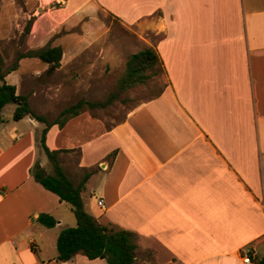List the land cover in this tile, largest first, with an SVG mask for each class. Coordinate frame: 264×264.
I'll return each instance as SVG.
<instances>
[{
  "label": "crops",
  "instance_id": "crops-1",
  "mask_svg": "<svg viewBox=\"0 0 264 264\" xmlns=\"http://www.w3.org/2000/svg\"><path fill=\"white\" fill-rule=\"evenodd\" d=\"M106 16L159 35L144 47L166 83L109 128L80 109L48 128L45 145L71 181L89 172L83 207L132 233L133 264H246L245 248L253 264L264 256V0H0L4 82L55 119L51 105L80 100L77 72L96 87L92 58L105 50L93 45L109 37ZM47 45L62 50L50 73L47 62L18 57ZM12 105L0 123V264H107L55 259L57 235L75 219L32 176L35 164L51 173L45 124L13 120ZM41 213L57 223L43 226Z\"/></svg>",
  "mask_w": 264,
  "mask_h": 264
},
{
  "label": "trees",
  "instance_id": "trees-1",
  "mask_svg": "<svg viewBox=\"0 0 264 264\" xmlns=\"http://www.w3.org/2000/svg\"><path fill=\"white\" fill-rule=\"evenodd\" d=\"M61 54L62 50L59 46L47 45L21 53L18 57H37L49 64L47 72L50 73L59 67ZM1 65L2 58L0 56V123L3 121L1 115L3 107L8 103L14 102L13 120L29 116L45 124L39 141L52 168V172L46 173L38 164H35L32 169V176L45 189L56 194L61 201L68 203L75 217V225L62 228L57 235V255L55 259L59 262H65L76 254H81L88 259L102 258L107 264H133L135 244L133 243L132 233L112 225L100 224L85 211L81 192L89 172L85 173L78 183L71 181L59 163V151L51 150L45 145V133L53 124L62 126L68 117L76 115L83 106L88 108L105 107L116 98L119 92L133 85L144 83L148 78L146 73L148 69L156 66L161 67L158 54L152 47H147L129 55L125 62L124 71L117 80L116 91L111 92L104 101L100 102L78 100L61 111V118L58 117L52 121L36 114L29 107L27 97L25 95H16L15 87L4 82L5 71ZM36 220L45 227H53L57 223L55 218L46 213L39 214ZM253 264H264V256L253 258Z\"/></svg>",
  "mask_w": 264,
  "mask_h": 264
},
{
  "label": "rangeland",
  "instance_id": "rangeland-1",
  "mask_svg": "<svg viewBox=\"0 0 264 264\" xmlns=\"http://www.w3.org/2000/svg\"><path fill=\"white\" fill-rule=\"evenodd\" d=\"M105 21L109 27V37L105 40H100L93 45L97 50H105V53L103 51L101 54H96L92 58L96 60V68L93 72L94 75L92 74L95 78L94 81L96 87L94 88L91 85H86L87 73L79 71L75 74L76 81H78L80 85L79 89L77 87L80 94V100L86 101L85 98L88 96V99H95V101L90 102L104 101L111 92L117 90V80L124 71L125 62L129 55L145 48L144 46L147 45V41L144 39L150 40L154 43L155 39L159 37V35L150 33L149 31L145 32L140 30L136 26H125L111 16H106ZM146 73L148 78L144 83L133 85L119 92L116 98L105 107L88 108L87 106H83L82 108L91 110V112L101 120L103 127L109 128L115 123L121 121L129 110L158 94L166 83V77L161 67L156 66L152 69H148ZM88 80L90 81L91 79ZM77 89H75L74 92H76ZM71 90L72 89L70 88L68 89L69 94H71ZM84 92L93 93L89 96L84 94ZM71 105H73V103L65 104L63 106L64 108H67ZM60 106L61 105L55 104L51 105L53 111L47 114L48 117L57 114L56 118H61L60 113L64 108L60 109ZM12 107H14L12 102L6 104L4 108L6 115L9 114V110ZM55 108H57L58 111H55ZM43 159H46L47 165L52 172V168L44 153ZM83 176L84 174L78 175V179H82ZM70 215L72 219H75L72 212ZM136 264L142 263L137 260Z\"/></svg>",
  "mask_w": 264,
  "mask_h": 264
},
{
  "label": "built area",
  "instance_id": "built-area-1",
  "mask_svg": "<svg viewBox=\"0 0 264 264\" xmlns=\"http://www.w3.org/2000/svg\"><path fill=\"white\" fill-rule=\"evenodd\" d=\"M99 204L101 206H103L101 199H99ZM249 252H250L249 248H245V249H243L240 252L243 263H246V264H249L250 263Z\"/></svg>",
  "mask_w": 264,
  "mask_h": 264
},
{
  "label": "water",
  "instance_id": "water-1",
  "mask_svg": "<svg viewBox=\"0 0 264 264\" xmlns=\"http://www.w3.org/2000/svg\"><path fill=\"white\" fill-rule=\"evenodd\" d=\"M100 167H102V168L105 167V163H101Z\"/></svg>",
  "mask_w": 264,
  "mask_h": 264
}]
</instances>
